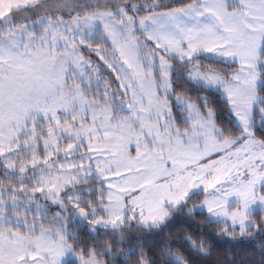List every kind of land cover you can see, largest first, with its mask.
I'll return each mask as SVG.
<instances>
[{
    "label": "snow or ice",
    "instance_id": "snow-or-ice-1",
    "mask_svg": "<svg viewBox=\"0 0 264 264\" xmlns=\"http://www.w3.org/2000/svg\"><path fill=\"white\" fill-rule=\"evenodd\" d=\"M0 264H264V0H0Z\"/></svg>",
    "mask_w": 264,
    "mask_h": 264
}]
</instances>
